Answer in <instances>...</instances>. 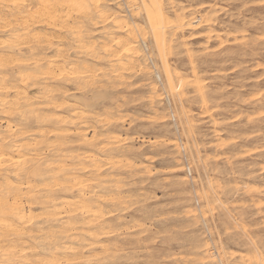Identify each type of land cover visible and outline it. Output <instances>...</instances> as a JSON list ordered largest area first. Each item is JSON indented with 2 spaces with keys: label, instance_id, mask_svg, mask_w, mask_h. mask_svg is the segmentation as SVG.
I'll use <instances>...</instances> for the list:
<instances>
[{
  "label": "rangeland",
  "instance_id": "obj_1",
  "mask_svg": "<svg viewBox=\"0 0 264 264\" xmlns=\"http://www.w3.org/2000/svg\"><path fill=\"white\" fill-rule=\"evenodd\" d=\"M38 1L27 0L31 11L48 0ZM96 4L85 16L74 13L68 28L33 24L31 33L42 40L38 46L28 36L23 54L33 47L45 59L61 52L57 60L66 61L68 71L56 82L26 88L29 95L41 86L54 88L33 108L8 114L0 107V143L5 136L10 156L23 157L31 171L40 168L34 196L45 200L51 193L58 202L57 213L45 203L27 205L32 217L23 224L30 233L24 237L33 245L20 246L26 257L46 256L49 243L61 257L58 264H264V0ZM117 20L136 28L131 40L138 48L130 54L135 63L127 70L115 62L124 57L116 60L110 50L97 48L110 33L127 37L114 27ZM6 29L0 28V41L10 42L13 29ZM91 41L99 43L95 53L86 46ZM5 52L0 49V59ZM2 96L15 92L0 91ZM51 102L66 103L55 108ZM61 115L65 121L56 120ZM8 123L16 133L9 134ZM77 176L99 206V222L89 227L83 221L91 213L77 210L76 229L68 230L65 203L76 192L62 186ZM69 245L77 252L66 251Z\"/></svg>",
  "mask_w": 264,
  "mask_h": 264
},
{
  "label": "bare ground",
  "instance_id": "obj_2",
  "mask_svg": "<svg viewBox=\"0 0 264 264\" xmlns=\"http://www.w3.org/2000/svg\"><path fill=\"white\" fill-rule=\"evenodd\" d=\"M5 3H4V2ZM32 1V0H31ZM34 1V0H33ZM44 2L45 0H39L38 3L40 2ZM53 2L50 3L51 5H49V0L46 1L47 4L42 5L41 9L37 8L35 10H32V7H29V4L27 3V0H0V22L2 21H6L5 23L3 22V25L0 24V28H8L6 30H10L11 28H9L8 26H11V24L14 23V25H18L19 29H13L12 27V31L10 32L11 35L13 36L12 41H8L7 40H3L0 41V49L5 50L6 54L3 55L0 59V91L5 92L6 94L10 91H14L15 92V96L11 97V98H5V97H1L0 98V107L2 108L4 106L3 111L5 113H13V111H17L18 109H21V107H32L33 108V104L37 103L38 99H41L44 95H51L52 91L54 90V88L50 89L51 87L48 86L47 87H40V92L35 93L34 95H29L27 94L28 91H26V88L29 86H36L39 85L40 83H45L47 81V79H49L51 82V80H56L58 79L55 76H60L63 72H67L64 71L65 69V62L62 60V62L60 63L59 60H57V58L59 59L61 57V52L60 53H56L55 57L52 56L51 58H47L45 59V57H39L38 55H35L33 52V50L35 49L33 46V48L30 49V54L29 55H24L22 52V47L24 46H28L30 45L28 40V36H30L31 38H33L34 40H36V44H38L41 42V36L38 33H31L32 30V26L35 25V23L37 25H41V24H45L48 27H51V29L60 27V29H64V27L67 24V21L69 19H71L70 17L74 14L77 15L76 13L79 14H83L85 16V14L87 13V11L89 10L90 5H97V1L98 0H52ZM30 2V1H29ZM36 2V1H35ZM32 3V2H31ZM40 3V4H41ZM49 3V4H48ZM34 4V2L32 3ZM36 4V3H35ZM5 6V7H4ZM39 6V5H38ZM93 8V7H92ZM33 12V13H32ZM90 12V10H89ZM81 14V15H82ZM88 14V13H87ZM86 14V15H87ZM7 16L9 18L12 19V22L9 20L4 19V16ZM36 15L37 19H33V17ZM3 16V17H1ZM39 16V17H38ZM79 16V15H78ZM110 16V15H108ZM148 16V15H147ZM115 17V15H114ZM8 18V19H9ZM105 15L104 18L105 19ZM117 18V16H116ZM119 19V18H118ZM151 19V18H150ZM114 20V19H112ZM86 21V20H85ZM120 21V20H119ZM117 20V22L115 23V28H119L120 30H124L127 34V37L125 39H121V37L119 36H113V34H109V39L108 41H103L100 44L96 43L95 44L91 41V43L89 42L88 45H86L88 48L90 47V53H95L96 49H95V45L99 44L97 48H99L100 50H102L103 52L110 50V55L111 58H116V60H120L122 57H124L125 59L123 61H115L116 63H118V69H129L130 66L132 65V63L134 62L130 57V54L132 52H134L135 54V50H137L136 45L133 43V41L131 40V36L133 34H135V30L136 28H132L130 25L126 24V23H122L119 22ZM112 22V21H111ZM113 23V24H114ZM34 24V25H33ZM59 25V26H58ZM69 25V23H68ZM73 26V25H71ZM68 28V26H66ZM70 28V27H69ZM45 29V28H44ZM50 29V31H52ZM36 32V31H35ZM58 32V31H57ZM32 34V35H31ZM74 34V33H72ZM51 36L50 34H46L43 35L44 37V42L49 39V37ZM60 35V34H59ZM108 35V34H107ZM53 37V36H52ZM123 37V36H122ZM135 37V36H134ZM51 38V37H50ZM26 39V40H25ZM59 39V38H58ZM77 39V38H76ZM79 40L81 38H78ZM135 39V38H134ZM1 40V39H0ZM11 40V39H10ZM32 41V39H30ZM56 40V39H55ZM78 40V41H79ZM50 41V40H49ZM114 45H116L115 47H110V45L112 43ZM47 43V42H46ZM80 43V42H79ZM111 43V44H110ZM136 43V42H135ZM35 44V47H36ZM87 44V43H85ZM48 45V44H47ZM46 45V46H47ZM76 45V44H74ZM83 45V44H81ZM26 46V47H27ZM85 46V45H84ZM83 46V47H84ZM85 46V47H86ZM112 46V45H111ZM16 48L18 51L16 52V54L18 55V57H14L16 54L13 53V49L12 48ZM31 47V46H29ZM12 49V50H11ZM40 49V48H39ZM95 49V50H94ZM61 51V50H60ZM12 52V53H11ZM108 52V51H107ZM3 53V52H2ZM43 56V55H42ZM66 56V55H65ZM68 56V55H67ZM93 56V55H92ZM64 57V56H63ZM108 57V56H107ZM92 59V58H91ZM16 60L18 61L17 66L14 62H16ZM115 60V59H114ZM113 60V61H114ZM135 60V59H134ZM44 61H46L45 63H43ZM109 61V60H108ZM111 61V60H110ZM109 61V62H110ZM136 61V60H135ZM135 63V62H134ZM45 64V65H44ZM113 64V63H112ZM85 65V64H84ZM135 65V64H134ZM100 66V65H99ZM111 66V63H110ZM73 67V65H72ZM71 67V68H72ZM77 67V66H76ZM86 67V66H85ZM113 67V66H112ZM70 68V69H71ZM73 69V68H72ZM71 69V70H72ZM70 70V71H71ZM28 73H25V72ZM24 72V73H23ZM81 72V71H80ZM84 72V71H83ZM91 72V71H90ZM95 72V71H94ZM69 73V72H68ZM74 73V72H73ZM77 74H78V70H77ZM89 74V72H88ZM67 75V74H66ZM119 76V74L117 75ZM92 77V75H91ZM91 79V78H90ZM59 80V79H58ZM61 80V79H60ZM18 83H17V82ZM48 82V81H47ZM48 82V83H49ZM56 82V81H55ZM51 86L52 83H50ZM44 85V84H43ZM49 85V84H48ZM22 86V87H21ZM24 87V88H23ZM58 86H56L57 89ZM64 87V86H63ZM37 88V87H36ZM35 88V89H36ZM38 89V88H37ZM29 90V89H28ZM47 90V91H45ZM60 90V89H58ZM57 93V90H55ZM30 93V92H29ZM40 93V94H39ZM55 93V94H56ZM42 94V95H41ZM63 96V95H62ZM51 97V96H50ZM49 97V98H50ZM55 98V96H54ZM51 99V98H50ZM55 99H52V101H54ZM57 101V100H56ZM63 101V100H62ZM66 101V100H64ZM50 103V101H49ZM55 102H51V104H53V106L56 108L65 105L66 102H61V104H57ZM68 103V102H67ZM36 105V104H35ZM46 105V103H45ZM41 106V105H40ZM49 106V104H48ZM52 106V105H50ZM49 106V107H50ZM47 107V105H46ZM52 108V107H51ZM55 110V109H54ZM53 110V111H54ZM2 111V110H1ZM38 111V110H37ZM36 111V112H37ZM56 111V110H55ZM76 111V110H75ZM22 112V111H21ZM20 112V113H21ZM35 112V113H36ZM41 112V111H40ZM52 112V111H51ZM19 113V114H20ZM53 113V112H52ZM56 113V112H55ZM49 114V112H48ZM24 115V114H22ZM21 115V116H22ZM40 115V114H39ZM54 115V113H53ZM65 115V114H64ZM75 116V113H74ZM35 117H37V114L35 115ZM41 118V117H40ZM57 118V119H56ZM56 120L58 121H65L66 120V116H56ZM50 119V117H49ZM36 120H38V117L36 118ZM35 120V121H36ZM55 121V120H54ZM36 123V122H35ZM38 123V122H37ZM60 123V122H59ZM55 124V123H54ZM83 124V123H82ZM60 126V125H59ZM7 130L10 132L9 134H13L16 133L15 129H14V125H12L11 123L7 124ZM5 127V128H6ZM47 129V128H46ZM56 129V128H55ZM62 129V128H61ZM20 130V129H19ZM41 130V129H39ZM44 130V129H43ZM49 130V129H48ZM47 130V131H48ZM52 130V128H51ZM50 130V132H51ZM24 131V130H23ZM23 131H19L20 133H23ZM45 131V130H44ZM55 131V130H54ZM46 132V131H45ZM19 133V135H20ZM25 133V131H24ZM23 133V134H24ZM58 133V132H57ZM43 134V133H42ZM44 135V134H43ZM46 135V134H45ZM4 136V135H3ZM2 136V137H3ZM42 136V135H41ZM5 137V136H4ZM4 137L2 138V143H0V234L2 235V237L0 238V264H21V262H25L27 261L28 264H42V259L44 258L46 260L45 264H58L60 263V258H58L57 255L54 254V252L52 251V248H49V243L47 246V254L46 256L41 257L39 254H35L32 253V255L35 256H40V257H36L34 259H32V257L30 258V260L26 257L28 256L27 252L25 251L24 248H21L20 246L23 243H26L27 240L25 239L24 235L25 232V226L23 224H25L26 221L31 220L30 217H32V209L28 208V206L31 205H38L41 203H45V206H48V208L53 207V211L55 212V208L58 207V202L55 203L56 198L52 196L51 193H47L45 196V200H38L39 198H37V196H34L37 192H39L38 190H36L37 192L35 194H33L35 192V190L33 188H35L34 186V181H35V174L37 175V173L39 171V169L37 168L34 171L29 170L30 168H25V159L22 158H18L17 159L12 156H10L5 148V145L3 147V141L5 140ZM83 138V137H82ZM32 139V138H31ZM85 140H87L85 138ZM11 141V140H10ZM71 142V141H70ZM23 143V142H22ZM22 143H20L22 145ZM18 144V145H20ZM26 145L28 144L25 143ZM29 145V144H28ZM30 145H32V143L30 142ZM16 147V146H14ZM21 147V146H20ZM27 147V146H26ZM18 147H16L17 149ZM15 149V148H14ZM79 149V148H78ZM8 150V149H7ZM64 150V149H63ZM16 151V150H15ZM19 151V150H18ZM62 151V150H61ZM65 151V150H64ZM68 151V150H67ZM17 152V151H16ZM38 152V151H37ZM53 153V152H52ZM55 153V152H54ZM59 153V152H58ZM71 153V152H70ZM29 154V153H28ZM26 154V155H28ZM50 154V153H49ZM62 154V153H61ZM69 154V153H68ZM24 154V156H26ZM32 157V154H30ZM65 155V154H64ZM76 155V154H75ZM74 155V157H76ZM21 156V155H19ZM23 156V155H22ZM34 156V155H33ZM37 156V154L35 155ZM34 156V157H35ZM63 156V155H62ZM82 156V155H81ZM85 156V155H84ZM27 157V156H26ZM88 157V156H87ZM68 158V157H66ZM79 158V157H76ZM33 159V158H32ZM37 159V158H36ZM46 159V158H45ZM69 159V158H68ZM72 160V158H70ZM91 159V158H90ZM28 160V159H27ZM77 160V159H76ZM80 160V159H79ZM84 160V159H83ZM81 160V162L83 161ZM33 161V160H32ZM59 161V160H58ZM57 161V162H58ZM61 161V160H60ZM31 162V161H30ZM56 162V163H57ZM80 162V163H81ZM66 163V161H65ZM65 163H63L65 165ZM79 163V162H78ZM84 163V161H83ZM28 164V163H27ZM62 164V163H60ZM67 164V163H66ZM73 164V163H72ZM25 165V166H24ZM39 165V164H38ZM63 165V168H64ZM76 165V162H75ZM82 165V169H83V164ZM80 165V167H81ZM87 165V164H86ZM59 166V165H58ZM69 166V165H68ZM71 167V165L69 166ZM68 167V169H69ZM85 167V166H84ZM60 168V166H59ZM66 168V165H65ZM76 168V167H75ZM72 170V169H71ZM80 170V169H79ZM69 171V170H68ZM76 171V170H74ZM73 171V172H74ZM81 171V170H80ZM83 171V170H82ZM66 173V172H64ZM71 173V172H70ZM51 174V173H49ZM77 174V173H75ZM81 174V173H79ZM77 174V175H79ZM41 175V174H40ZM39 175V176H40ZM64 175V174H63ZM69 176V175H68ZM67 176V178H68ZM62 177V176H61ZM76 177V176H74ZM57 178V177H56ZM63 178V177H62ZM65 178V177H64ZM85 180V179H84ZM65 180L63 179V182ZM66 182L68 184H64L65 186H62L63 188H65L68 193L75 190L76 194L75 197L76 199H70V201L67 202V204L65 203V206H68L70 208L64 209L65 214V219L67 222V226H68V230H74L76 229V224L77 221L73 212L79 210L78 212L84 215H87L88 213L91 215V218H89L87 221H83L84 224L86 225H92V226H96L97 223V218H99L97 214H99L100 210H99V206L98 204L95 202L96 200L92 199V195L90 194V191H87L85 189V187L87 188V183L85 184V187H82L83 185H81V183H83L82 181H80V178L78 180V176L77 178H71V179H67ZM35 181V185H37ZM56 184V183H55ZM40 186V185H39ZM89 187V186H88ZM41 188V187H40ZM49 188V187H48ZM90 188V187H89ZM95 188V187H94ZM38 189V188H37ZM64 189H61V192ZM65 190V191H66ZM46 192V191H45ZM65 193V192H62ZM67 194V193H65ZM70 194V193H69ZM73 194V193H72ZM71 194V195H72ZM60 199V198H58ZM66 200V199H65ZM68 200V199H67ZM64 201V200H63ZM63 204V203H62ZM28 205V206H27ZM72 207V208H71ZM64 208V207H63ZM61 208V209H63ZM66 208V207H65ZM49 211V210H48ZM61 211V210H60ZM99 211V212H98ZM35 212V211H34ZM63 212V211H62ZM57 213V212H55ZM61 213V212H60ZM63 214V213H62ZM61 214V215H62ZM73 214V215H71ZM88 214V215H89ZM77 215V214H76ZM35 216V215H34ZM64 216V215H62ZM86 217V216H85ZM64 220V219H63ZM47 221V220H46ZM81 222V220L78 221V223ZM99 222V221H98ZM51 223V222H50ZM80 224V223H79ZM78 224V225H79ZM99 224V223H98ZM77 225V226H78ZM91 226V227H92ZM63 227V226H61ZM82 227V226H81ZM84 227V226H83ZM90 227V226H89ZM96 228V227H95ZM43 229V228H42ZM46 229V228H45ZM83 229V228H81ZM80 229V230H81ZM91 229V228H90ZM97 229V228H96ZM95 229V230H96ZM79 230V231H80ZM87 231H89L87 229ZM85 231V232H87ZM70 232V231H69ZM90 232V231H89ZM88 232V234H89ZM35 233V232H33ZM67 233V232H66ZM71 233V232H70ZM82 233V230H81ZM84 233V232H83ZM92 230L90 232V236H92ZM103 233V232H102ZM11 234H13V237L11 238ZM28 234V236L30 235V233H26ZM10 236V237H9ZM27 236V238H28ZM82 236V234H81ZM84 236V234H83ZM95 236V233H94ZM93 236V237H94ZM91 237V238H93ZM98 237V234L97 236ZM95 237V240H96ZM77 238V236H76ZM75 238V239H76ZM80 238V237H79ZM84 238V237H83ZM29 239V238H28ZM31 239V238H30ZM67 238H65L66 240ZM72 240V239H71ZM74 240V237H73ZM82 240V239H81ZM99 240V239H98ZM75 241V240H74ZM79 241V240H78ZM93 241V240H92ZM91 241V243H92ZM81 242V241H80ZM79 242V243H80ZM97 242V241H96ZM28 243V242H27ZM26 243V244H27ZM90 242L86 244H91ZM99 243V242H98ZM66 244V243H65ZM62 244V245H65ZM83 244V243H82ZM24 245V244H23ZM27 245H31V244H27ZM33 245V244H32ZM31 245V246H32ZM54 245V244H53ZM68 245V244H66ZM95 245V242H94ZM97 245V244H96ZM30 246V247H31ZM83 246V245H82ZM92 247V245H90ZM57 247V246H56ZM89 247V246H87ZM26 248V247H25ZM29 248V247H27ZM36 248V246H35ZM75 248V247H74ZM74 248L72 246H66L65 250H70V252L75 251ZM79 248V247H78ZM107 248V247H106ZM32 249V248H31ZM56 250H58L56 248ZM77 250V249H76ZM88 250V249H87ZM81 251V250H80ZM42 252V251H41ZM77 252V251H75ZM74 252V253H75ZM79 252V251H78ZM73 253V252H72ZM82 253V255H81ZM79 255L84 256L83 252H81ZM63 256V255H62ZM66 256V255H64ZM70 256V255H69ZM68 256V258H69ZM76 256V255H75ZM79 256V257H81ZM63 258V257H62ZM75 258V257H74ZM73 258V259H74ZM78 258V256L76 257V259ZM72 259V256L71 258ZM44 260V261H45ZM63 260L65 261V257L63 258ZM62 260V261H63ZM69 260V259H66ZM70 261V260H69ZM68 261V262H69ZM83 261V260H82ZM44 264V263H43ZM62 264V263H61Z\"/></svg>",
  "mask_w": 264,
  "mask_h": 264
}]
</instances>
